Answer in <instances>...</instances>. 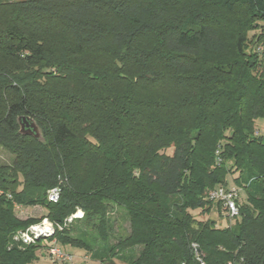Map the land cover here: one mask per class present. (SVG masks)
<instances>
[{"label":"trees","instance_id":"16d2710c","mask_svg":"<svg viewBox=\"0 0 264 264\" xmlns=\"http://www.w3.org/2000/svg\"><path fill=\"white\" fill-rule=\"evenodd\" d=\"M259 118L264 0H0V264L46 254L53 237L16 233L78 211L55 238L98 264H264ZM235 172V225L197 218Z\"/></svg>","mask_w":264,"mask_h":264},{"label":"rangeland","instance_id":"374dc122","mask_svg":"<svg viewBox=\"0 0 264 264\" xmlns=\"http://www.w3.org/2000/svg\"><path fill=\"white\" fill-rule=\"evenodd\" d=\"M257 31V30H255ZM257 131L259 134L264 135V118H259L255 121ZM12 160V155L7 150L0 147V162L2 163H10ZM239 175V172L232 173V175H229L227 177L228 180V186L232 188H237L240 191V203L244 202L246 199V194L244 189L234 180L235 177ZM24 208V209H23ZM22 209L19 208L17 210V215L21 213L22 210L24 212L22 213L21 217L29 216L31 215L35 217H40L43 215L44 208L39 205L35 206H25ZM220 210V209H219ZM81 211H78V214H81ZM195 216L199 219L205 220L209 217H213L217 220V225L219 227L225 228L228 226H233L236 223L235 219H230L227 214H219L217 210V205L214 204L213 210L210 214L208 213H202L200 210L193 212ZM112 217L117 219V224L121 226L122 230L125 233H128L130 231V221L128 217L125 214V211L123 208H117L115 212L111 214ZM42 221V220H41ZM40 221V222H41ZM39 223V222H38ZM45 243L50 246L51 241L45 240ZM60 247L67 252L68 254L73 256L72 262H64L61 260H57L54 257L50 255L48 252V247L45 248L46 254L38 253L37 257L31 261L28 264H98L97 261H94L90 254H88L86 251H84L81 248L72 247L69 245H62L60 244Z\"/></svg>","mask_w":264,"mask_h":264},{"label":"built area","instance_id":"2783aa9c","mask_svg":"<svg viewBox=\"0 0 264 264\" xmlns=\"http://www.w3.org/2000/svg\"><path fill=\"white\" fill-rule=\"evenodd\" d=\"M62 189L60 186L54 187L48 195V198L52 202H56L59 199ZM0 193H4L0 190ZM11 197L10 194H8ZM209 198L215 202H219L222 205V214H227V216L232 220L236 219L241 215V203H240V191L237 188H232L229 186H219L210 192ZM17 209L20 208L17 202H14ZM81 214H74L67 218L64 225L56 226L55 223L50 221L48 218H44L41 222L32 224L25 230H20L16 233V240H20L24 245L36 244L39 239H49L53 237L51 245L48 246V252L52 257L57 260L64 262H72L73 256L65 252L58 244L55 234L58 229L63 230L64 226L70 224L74 218L82 217ZM194 248L197 250V244H193ZM229 264H233L229 262Z\"/></svg>","mask_w":264,"mask_h":264},{"label":"water","instance_id":"95a60500","mask_svg":"<svg viewBox=\"0 0 264 264\" xmlns=\"http://www.w3.org/2000/svg\"><path fill=\"white\" fill-rule=\"evenodd\" d=\"M20 126V132L22 134L32 135L35 138L44 140L42 130L34 118L30 116L21 117Z\"/></svg>","mask_w":264,"mask_h":264},{"label":"crops","instance_id":"0c3cea01","mask_svg":"<svg viewBox=\"0 0 264 264\" xmlns=\"http://www.w3.org/2000/svg\"><path fill=\"white\" fill-rule=\"evenodd\" d=\"M23 207H25V206H20L21 209H22ZM23 209H24V208H23ZM43 211H44V210H43ZM23 212H24V210H22L21 213L18 214V216H19L20 218H27V217H29V216L21 217V215H22ZM43 213H44V212H43ZM31 216H33V215H31Z\"/></svg>","mask_w":264,"mask_h":264}]
</instances>
